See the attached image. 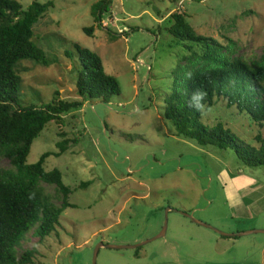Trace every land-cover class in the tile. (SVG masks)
<instances>
[{
	"label": "rangeland",
	"instance_id": "obj_1",
	"mask_svg": "<svg viewBox=\"0 0 264 264\" xmlns=\"http://www.w3.org/2000/svg\"><path fill=\"white\" fill-rule=\"evenodd\" d=\"M23 9L52 3L33 26V42L45 52V65L20 61V106L79 98L80 69L75 45L96 53L121 94L108 105L85 103L64 117L65 138L77 143L60 157L50 156L46 172L57 169L71 189L69 204L55 232L38 242L29 234L19 252L35 248L33 264H264V234L226 238L191 222L185 214L225 234L264 230V167L247 168L232 151L199 147L178 137L164 118V100L186 51L166 30L174 11L186 13L198 34L222 45L233 41L237 56L256 61L264 49V0H112L113 22L93 37L91 9L101 0H13ZM129 29H134L130 32ZM129 33L125 35V33ZM125 32L124 34H121ZM114 38V39H113ZM204 123L225 129L256 145L258 129L248 119L215 107ZM58 127L50 123L33 142L27 164L58 153ZM264 136V129L262 130ZM1 168H8L3 160ZM82 183H90L84 189ZM56 203L53 186L42 184Z\"/></svg>",
	"mask_w": 264,
	"mask_h": 264
},
{
	"label": "trees",
	"instance_id": "obj_2",
	"mask_svg": "<svg viewBox=\"0 0 264 264\" xmlns=\"http://www.w3.org/2000/svg\"><path fill=\"white\" fill-rule=\"evenodd\" d=\"M111 4L112 0H101L93 5L94 25L83 30L87 36L93 37L96 29L106 31L104 17L113 22ZM49 8L51 2H34L23 9L16 1L0 0V163L5 160L9 165L0 167V264H33L37 250L33 247L19 252L21 243L29 234L38 242L51 236L62 212L74 207L68 202L71 189L63 184L61 172L44 169L50 156L60 157L77 143L76 139L65 138L64 117L78 112L88 102L108 105L121 94L116 78L105 72L101 58L75 45L80 65L75 83L79 100L65 102L55 94L49 104L20 106L18 90L22 79L17 65L24 60L45 65V52L33 42V26L45 17ZM188 18L180 11L166 18L169 25L166 30L186 55L179 61L172 92L164 100V118L178 137L199 147L232 151L247 168L264 167V49L256 61H247L236 55L233 41L227 39V44L222 45L198 34ZM126 32L121 34L129 33ZM188 73L191 78H187ZM197 90L206 93L202 110L189 103ZM215 107L231 111L236 118L250 120L258 129L256 145L247 144L222 123L214 127L205 124L204 116ZM50 123L58 127L61 139L56 144L58 153H45L36 164L28 165L33 142ZM42 184L55 188L61 199L59 204ZM89 185L82 183L79 188ZM139 251L140 248L136 250V258H140Z\"/></svg>",
	"mask_w": 264,
	"mask_h": 264
},
{
	"label": "water",
	"instance_id": "obj_3",
	"mask_svg": "<svg viewBox=\"0 0 264 264\" xmlns=\"http://www.w3.org/2000/svg\"><path fill=\"white\" fill-rule=\"evenodd\" d=\"M185 216L190 221H192L194 224H196L198 226H201L203 228L210 229V230L214 231L215 233H217L218 235H220L222 237H226V238H239V237H244V236H248V235H252V234H256V233H262V234H264V230L244 232V233H237V234H225V233H222V232L218 231L217 229H215V228H213L211 226H208L206 224H203V223L197 221L196 219H194V217L191 214H185ZM166 227H167V219H166V216H165V222H164V227H163L162 232L159 235H157L156 237H154L153 239L149 240V241H146V242L141 243V244L136 245V246H112V245L99 244L97 246V248L95 249V251H94V255H93V259H92V264H96L97 254H98V251H99L100 248H108V249H113V250H124V249H132V250H135V249H138L141 246H144V245H146V244H148V243H150L152 241H155V240H158L160 238H163L164 235H165Z\"/></svg>",
	"mask_w": 264,
	"mask_h": 264
},
{
	"label": "clouds",
	"instance_id": "obj_4",
	"mask_svg": "<svg viewBox=\"0 0 264 264\" xmlns=\"http://www.w3.org/2000/svg\"><path fill=\"white\" fill-rule=\"evenodd\" d=\"M187 78H191V73L187 74ZM205 97H206V93L202 90H197L193 92L189 101L190 106L196 108L197 110H202L205 107L203 103Z\"/></svg>",
	"mask_w": 264,
	"mask_h": 264
},
{
	"label": "built area",
	"instance_id": "obj_5",
	"mask_svg": "<svg viewBox=\"0 0 264 264\" xmlns=\"http://www.w3.org/2000/svg\"><path fill=\"white\" fill-rule=\"evenodd\" d=\"M123 33V32H122Z\"/></svg>",
	"mask_w": 264,
	"mask_h": 264
},
{
	"label": "crops",
	"instance_id": "obj_6",
	"mask_svg": "<svg viewBox=\"0 0 264 264\" xmlns=\"http://www.w3.org/2000/svg\"><path fill=\"white\" fill-rule=\"evenodd\" d=\"M192 222V221H191Z\"/></svg>",
	"mask_w": 264,
	"mask_h": 264
}]
</instances>
